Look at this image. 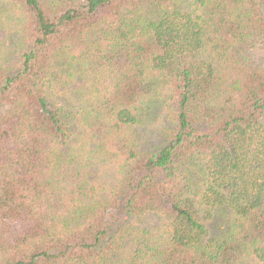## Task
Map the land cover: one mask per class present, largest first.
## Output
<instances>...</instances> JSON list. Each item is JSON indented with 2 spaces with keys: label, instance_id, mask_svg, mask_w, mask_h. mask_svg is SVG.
Instances as JSON below:
<instances>
[{
  "label": "trees",
  "instance_id": "trees-1",
  "mask_svg": "<svg viewBox=\"0 0 264 264\" xmlns=\"http://www.w3.org/2000/svg\"><path fill=\"white\" fill-rule=\"evenodd\" d=\"M0 264H264V0H0Z\"/></svg>",
  "mask_w": 264,
  "mask_h": 264
}]
</instances>
